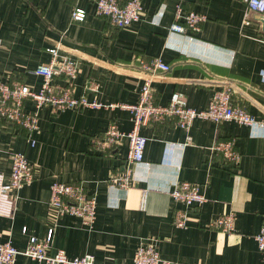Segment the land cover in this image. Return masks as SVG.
<instances>
[{"label": "crops", "instance_id": "1", "mask_svg": "<svg viewBox=\"0 0 264 264\" xmlns=\"http://www.w3.org/2000/svg\"><path fill=\"white\" fill-rule=\"evenodd\" d=\"M139 1L141 20L115 30L95 16L92 0H0V80L37 92L41 80L34 70L48 64L54 50L56 62L78 64L73 97L133 105L143 78L138 62L159 57L170 70L152 83L155 105L166 106L179 93L189 108L206 110L214 93L229 84L231 103L264 123V16L247 12L244 0ZM178 6L182 15L206 18L191 38L169 31ZM75 9L84 11L83 22L71 19ZM55 82L64 85L62 79ZM23 109L30 111L32 103L25 101ZM109 124L122 132L132 128L130 114L119 109L42 107L30 138L20 127L0 122V174L8 180L12 153H24L34 169L33 181L17 192L13 216L0 217V244L10 242L20 253L14 264H42L22 253L31 242H42L50 228L49 255L59 250L69 259L90 255L96 264H133L136 248L148 239L161 258L174 263L264 264L254 240L264 224V129L195 120L186 133L174 119L150 122L139 132L146 139L144 165L122 195L110 178L123 172L127 140L107 154L92 145ZM187 135L191 144L184 146ZM230 140L240 155L237 168L212 151L216 142ZM176 182L197 185L206 202L188 209L174 202L169 191ZM54 183H81L95 195L91 226L73 216L58 218L49 209ZM180 211L185 228L173 224ZM227 213L236 218L233 233L208 228Z\"/></svg>", "mask_w": 264, "mask_h": 264}, {"label": "built area", "instance_id": "2", "mask_svg": "<svg viewBox=\"0 0 264 264\" xmlns=\"http://www.w3.org/2000/svg\"><path fill=\"white\" fill-rule=\"evenodd\" d=\"M94 14L105 19L116 30L128 28L133 23L141 20L142 7L139 0H129L121 5L118 0H92ZM247 12L264 16V0H244ZM75 22H83L85 13L75 9L71 14ZM182 21V23H180ZM206 21L205 16L193 12L182 15L181 7L175 11L174 22L169 27L172 34L193 36L200 30ZM191 38V37H188ZM53 59L48 64L38 65L34 73L40 78V89L33 92L21 84H9L0 80V122H8L26 131L30 138L38 131L39 110L42 107H51L55 111L71 110L76 108L86 109H119L130 114L132 128L129 132L120 131L114 124H109L101 140L92 143L93 150L107 154L117 148L122 140H127L128 150L124 160V169L120 174H112L110 184L122 195H126L135 183V169L144 165L143 154L146 139L140 135V129L150 122L162 123L174 119L175 125L186 133L195 120L211 121L216 124L232 121L250 128L264 129V123L257 121L244 107L231 103L232 89L229 84L223 85L214 93L206 110L197 111L187 106L183 95L173 93L166 106H157L153 102L152 83L161 73H167L170 67L162 62L159 57L152 58L149 62L139 61L138 70L142 74V85L139 90L138 101L133 105L111 104L104 105L96 101L89 102L84 96L73 97L71 83L78 73V64L74 60L63 59L56 62V52L49 50ZM56 79H62L64 85L56 84ZM25 101L32 103L30 111H24ZM34 141L29 140V145L34 146ZM191 144L187 135L184 146ZM214 154L221 157L222 162L232 168H237L240 155L235 149L234 140L216 142L212 147ZM10 175L8 180L0 174V217L11 218L15 212L17 192L29 185L34 179L33 165L24 153L10 155ZM174 202L185 208H199L206 199L200 188L188 182H176L169 191ZM49 209L58 218L73 216L78 218L85 226H91L95 221L96 197L86 192L81 183L63 184L54 183L50 187ZM142 207V204H141ZM186 214L184 211L176 212L173 224L177 228L186 227ZM236 218L233 213L219 216L208 223V228L224 234L234 232ZM53 236V229L47 231L42 242H31L23 256L42 264H96L93 256L85 255L81 258L69 259L62 250L54 255L48 254L49 245ZM259 253L264 257V224L254 238ZM20 253L12 247L10 242L0 244V264H14ZM133 264H179L161 258L155 241L148 239L140 244L133 255Z\"/></svg>", "mask_w": 264, "mask_h": 264}, {"label": "trees", "instance_id": "3", "mask_svg": "<svg viewBox=\"0 0 264 264\" xmlns=\"http://www.w3.org/2000/svg\"><path fill=\"white\" fill-rule=\"evenodd\" d=\"M116 30V29H115Z\"/></svg>", "mask_w": 264, "mask_h": 264}]
</instances>
